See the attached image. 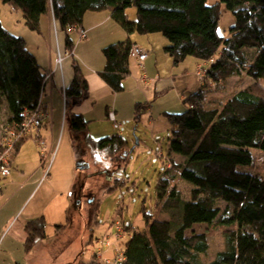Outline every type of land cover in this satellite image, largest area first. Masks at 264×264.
Returning a JSON list of instances; mask_svg holds the SVG:
<instances>
[{
    "label": "trees",
    "instance_id": "trees-1",
    "mask_svg": "<svg viewBox=\"0 0 264 264\" xmlns=\"http://www.w3.org/2000/svg\"><path fill=\"white\" fill-rule=\"evenodd\" d=\"M0 2L20 10L31 29L38 28L48 6V0ZM220 6L234 18L225 35L217 30ZM129 7L135 8L134 16ZM51 8L67 49L74 44L68 25H80L86 11L108 9L128 34L161 33L173 63L191 56L200 66V85L183 95L185 109L164 113L168 135L165 152L160 151L164 158L154 168V203L140 205L141 227L123 223L129 236L122 264H264V169L258 161L264 158V0H51ZM132 44L127 37L102 49L105 64L99 75L114 91L123 88L130 72ZM73 70L64 89L65 117L78 132L90 119L72 111L86 87L75 61ZM45 76L25 38L0 17V136L5 124L20 132L24 110L40 104ZM236 76H245L249 84L215 94L226 93V81ZM151 102L135 103L136 121ZM84 143L115 162L113 181L124 180L138 144L118 132L98 138L88 134ZM43 224L42 217L26 222L27 250L42 237ZM199 224L225 228L223 247L210 260H203L209 246L206 233L194 228Z\"/></svg>",
    "mask_w": 264,
    "mask_h": 264
},
{
    "label": "rangeland",
    "instance_id": "rangeland-1",
    "mask_svg": "<svg viewBox=\"0 0 264 264\" xmlns=\"http://www.w3.org/2000/svg\"><path fill=\"white\" fill-rule=\"evenodd\" d=\"M49 1L51 4V0ZM209 1L212 2L213 0ZM5 6L8 5L0 2L1 22L11 32H14L5 16ZM220 7L221 14L217 23V30L219 33L225 35L228 32V28L233 24L234 18L230 11L225 10L222 6ZM127 10L134 11L135 8L129 7ZM10 19H12V15H10ZM105 26L106 25H103L100 29H104ZM14 29L15 33L22 35L29 41V43L32 41V36H37L36 30L29 28L27 25H23L22 30H20L21 32H16L17 28ZM24 30H27L28 33L26 34V32H22ZM131 35L141 36L145 42L148 41L146 36L151 35L149 41L159 51L160 56L158 57V66L155 67L152 65V74H147L149 76L148 80H157L159 77L161 80H164V78L168 76L172 77L174 76V73H180L182 71V68L185 65L184 60L188 58L194 59L193 57L188 56L179 63H173L172 58L164 51L163 46L165 39L159 32L146 34L131 32L130 36ZM71 37L75 45L80 41H83L79 40L78 36L74 33ZM95 45L96 43L89 51V58L87 60L77 54L74 56V60L78 66H80L81 72H84V70L93 71V69L97 67V55L99 56L100 54L103 56V51H98V49L95 48ZM142 48L147 49L150 52L149 48L143 46ZM64 52L65 51H63V53ZM62 60L63 57L60 61L59 59L57 61L61 62ZM150 60H153V58L151 57ZM195 69L196 64L194 65V71ZM195 73L197 76L199 75L197 71H195ZM92 74L93 75L91 76H96L94 73ZM199 77V80H201L200 75ZM90 79L91 78H89V82ZM199 80L198 85H200ZM174 81L175 80H173V82ZM126 82H132V85L129 86V84H126V86H124V80H122L123 88L119 91H113L110 89V95L112 93L113 97L109 98L115 101L114 95L118 94L116 101L121 106V114L123 117H120L118 114L117 123L120 122L122 127L113 131L110 130L111 132L97 131L94 134L95 136H92L98 138L118 132L128 138L131 143L135 142L133 139L136 137L139 138L140 142L135 151L131 154L126 170L124 169L125 173L122 174L124 180H122L123 178L121 177V180L113 181V178L118 176L117 173L115 174L118 166L113 160H108L107 157H105L106 154L104 152L95 153V151L89 148L86 149L83 153V156L85 157L83 161L89 163L88 168H69L66 163H61L55 174L58 178L54 180L52 189L60 188L69 177L74 180L73 174H75L73 191L71 192V195L68 194L70 195L69 205L65 206L64 203H59L54 200V203L59 208L52 206L51 214L47 216V233L35 241L28 250L24 245L26 232L23 229V222L21 224V218L16 221L19 213L17 212L16 218L11 220L7 227L4 228L2 234H0V264H16L17 262L21 264H100L104 260L108 261L109 264H114L115 261H120L122 259L123 246L129 233L126 236L125 231L121 230L124 231V234H121L115 240L113 237L115 227L118 223L120 225V222H130L136 225V227H141L143 225V219L139 212V207L142 203H145L147 207L152 206L154 203V183L156 178L154 168L155 165H158L160 160L164 158L160 151L162 149V151L165 152V140L168 135L166 117L162 115H159V118L154 121V124L156 125L155 132H153L152 129L153 123L151 124L149 121V113H141L139 116L140 118L136 121L134 118V110H136L135 103L145 101L146 98L142 93L141 95L139 93V97L137 96L138 91L136 88L139 87L134 85L135 83L131 81L130 77H126ZM90 83H92V80ZM226 83L227 92H216L215 94L217 96H224L225 94L233 92L237 87L248 85L249 79L245 76H236L228 79ZM92 85L94 86L95 84L92 83ZM177 85L179 86L178 80ZM208 88H211L212 90L214 89L210 86ZM173 91L175 90L171 87L166 88L163 91V94H168L167 96L174 94L178 97V94ZM106 93L108 92L100 89L101 95ZM152 93V95H157L156 98L162 96V93H154V91H152ZM152 95L150 99L155 100L156 98L154 99V96ZM173 102L182 105L183 110L185 109L183 107H186L185 104L183 106L180 99L178 101H175L174 98H169L166 101L157 99L153 109L154 114H158L159 109H163L166 104ZM105 103L106 101L104 100L103 102H100L99 106L94 107L92 113L96 115V118L92 123L90 122L92 127H99L107 124L106 120H108V118L104 111ZM170 106L169 109L179 107V105L175 104H171ZM62 111L63 107L61 108V114ZM147 111L149 110L147 109ZM35 144V141H28L23 144L26 146L25 149L27 153L23 157L24 160L27 161L29 165L31 159L34 158L35 162L36 156L39 164L43 161L47 166L51 160V152H47V156L43 158L41 150L37 147V144ZM263 160L264 158L259 156L258 161L261 162L262 170L264 169ZM47 170L48 169H46V171ZM111 172H113V174H111ZM110 185H112L114 189L108 190ZM2 188L3 184L0 187V193ZM179 188H182L185 191L187 186L181 182ZM23 191L24 189L17 194H22ZM73 194L75 195L73 196ZM47 197H49V194H47ZM13 202H16L15 199H13ZM12 204L13 203L7 208L4 207L0 211V217H2V221L0 222V232L3 229L2 223L5 221V216L8 215V210L10 211ZM50 224H52L53 227H51ZM43 225H45V223ZM194 228L196 231H203L206 233L209 247L203 260H210L214 254L223 247L224 239L222 234L225 228L214 224H199ZM26 252L29 254L28 257L25 256Z\"/></svg>",
    "mask_w": 264,
    "mask_h": 264
},
{
    "label": "crops",
    "instance_id": "crops-1",
    "mask_svg": "<svg viewBox=\"0 0 264 264\" xmlns=\"http://www.w3.org/2000/svg\"><path fill=\"white\" fill-rule=\"evenodd\" d=\"M7 5L8 6H5V16L11 28H13V33H15L14 28H17L16 32H21L20 30H22L23 25L25 26V23L20 10L12 8L9 4ZM128 13L130 16H134V11H128ZM10 15H12V19H10ZM103 25L106 26L101 30L100 27ZM80 26L86 31V38L83 39V41H80L77 45L74 43L71 48V54H66L64 56L63 51L66 50L64 45V32L59 28V25L54 18L50 1L48 0L47 9L40 15L38 28L35 29L37 36H32L31 43L25 39L28 49L34 52L33 54L37 62L47 75L41 93V109L47 113V116L42 121L39 133L46 141L47 152H51V160L46 166L43 161L39 164L38 159L35 156V162L33 158L28 165L27 161L23 158L27 154L25 149L26 144H23L28 141L33 142L34 140H31L33 139L31 137L21 140V142L15 147L11 161V171L6 180H4L3 188L0 193V211L4 207L7 208L11 203L13 204L10 211L8 210V215L5 216V221L2 223L3 229L0 234H2L8 223L16 218V214L19 212L16 221L21 218L23 229L27 221L36 217H42L45 225L40 229V232L45 235L48 229L47 216L51 214L52 206L58 207L54 203V200L59 203H64L65 206H67L70 203L69 196L73 191L75 174H73L74 180L69 177L60 188L52 189L54 180L58 178L55 174L59 169L60 164L66 163L69 168H78V163L85 159L81 149L85 151L88 149L84 143L85 137L88 134L95 136L94 134L97 131L111 132L110 130L113 131L122 127H118L117 125L118 114L120 117H123L121 114V106L116 101L118 94L114 95L115 101L109 99L113 97L112 93L110 95L111 88L99 75V71L105 64V57L100 54L99 56L97 55V67L94 68L93 71L84 70V72H81L79 66V73L86 80V87L82 89V97H79L77 101H74L75 104L72 107V111L83 114L90 119L89 123H92L96 118V115L92 113L94 107L99 106L100 102L105 100L104 111L108 118V120H106L107 124L99 127H92L91 123H88L87 129L75 132L71 129L69 119L65 117L63 111L61 114V108H65L64 89L69 86L73 78V61H75L74 56L76 54L87 60L89 58V51L95 43V48L98 49V51H102L106 45L127 37L133 44L150 49V52L148 51L149 55L143 64L145 73L143 72V68H139L135 62L130 60V72L123 78V80L124 86H126V84H129L130 86L132 85V82H126V77H130L131 81L135 83L134 85L139 87L136 88L138 91L137 96L139 97V93L140 95L141 93L144 94L146 98L145 101H151L150 98L153 94L152 91H154V93H162L160 98H156L157 95H152L154 96V99H156L152 100L151 105L147 107L149 111L146 109L147 112L143 113H149V121L151 124L153 123V132L156 130L154 121L159 118V115L164 116L165 112H176L182 109V105L173 102L166 104L163 109H159L158 114H154L153 109L157 99L166 101L169 98H174L175 101L180 99V102H182L185 93L193 92L199 86L198 80L200 77L195 73L197 69L194 71L195 60L190 58L184 60L185 65L180 73H174V76H168L164 78V80H161L160 77L157 80H148L149 76L147 74H152V65L155 67L158 66V57L160 56L158 49L149 41L151 35L146 36V39H148L147 42H145L141 36H130L121 25L113 20L108 9L86 11L83 14ZM22 32H26V34L28 33L27 30ZM70 33L71 35L74 33L77 36L75 31H70ZM59 56H61V58L63 57V60L60 63L57 62ZM151 57L153 60H150ZM92 73L96 76H91L93 75ZM142 73H144L146 79L141 78ZM89 78H91L90 82L92 80V83L95 84L94 86L89 82ZM173 80L175 81L173 82ZM177 80L179 86L177 85ZM170 87L175 90L173 92L178 94V97L174 94L169 96H167L168 94H163V91ZM100 89L105 90L108 93L101 95ZM171 104L179 105V107L169 109ZM109 113H113L116 121L110 120ZM46 169L48 170L46 171ZM23 189L24 191L22 194H17ZM47 194H49V197H47ZM74 195L75 194H73V196ZM13 199H15L16 202H13ZM1 221L2 217H0V222ZM50 226L53 227L52 224H50ZM25 256H29L28 252H26ZM16 264L21 263L17 262Z\"/></svg>",
    "mask_w": 264,
    "mask_h": 264
},
{
    "label": "built area",
    "instance_id": "built-area-1",
    "mask_svg": "<svg viewBox=\"0 0 264 264\" xmlns=\"http://www.w3.org/2000/svg\"><path fill=\"white\" fill-rule=\"evenodd\" d=\"M67 29L69 31H75L77 33L78 39L83 40L86 38V31L77 24H72L68 25ZM72 48V47H71ZM71 48L65 50L64 56L66 54H71ZM149 52L148 50L142 48L141 46L137 44H132L131 48L129 50V58L133 62L136 63V65L139 68H143V64L145 59L148 57ZM59 61L61 60V56H59ZM57 61L58 63H60ZM198 74L201 72L200 66L196 68ZM201 76V75H200ZM47 78V75L45 76V79ZM142 79H146V76L144 73L141 74ZM45 83V82H44ZM109 118L111 120H115V117L113 113H109ZM47 116V113L41 109V103L38 105V107L34 110H24L23 112V119L21 122V130L20 132H17L13 129H11L8 125L5 124V131L2 132L0 136V187L3 184L4 180L9 176L10 171H11V161L14 155V150L15 146L17 144V141L20 138H27L31 137L33 140L36 142L37 147L41 150L43 158L47 156V151H46V143L42 136L39 133V128L42 124V121L44 118ZM118 127H121V123H117ZM2 128V127H1ZM116 225L115 227V233L113 235L114 239L116 240L118 236L121 234H125L126 236L128 235L127 230L125 229L124 222H120ZM124 230V231H121ZM123 262V257L120 261H115L114 264H122ZM100 264H109L108 261H103Z\"/></svg>",
    "mask_w": 264,
    "mask_h": 264
},
{
    "label": "water",
    "instance_id": "water-1",
    "mask_svg": "<svg viewBox=\"0 0 264 264\" xmlns=\"http://www.w3.org/2000/svg\"><path fill=\"white\" fill-rule=\"evenodd\" d=\"M138 139L137 138H135V143L134 144H138ZM132 148H133V146H132ZM89 167V165H88V163H86V162H84V161H80L79 163H78V168H80V169H83V168H88Z\"/></svg>",
    "mask_w": 264,
    "mask_h": 264
},
{
    "label": "bare ground",
    "instance_id": "bare-ground-1",
    "mask_svg": "<svg viewBox=\"0 0 264 264\" xmlns=\"http://www.w3.org/2000/svg\"><path fill=\"white\" fill-rule=\"evenodd\" d=\"M63 114L65 115V108L63 109Z\"/></svg>",
    "mask_w": 264,
    "mask_h": 264
},
{
    "label": "flooded vegetation",
    "instance_id": "flooded-vegetation-1",
    "mask_svg": "<svg viewBox=\"0 0 264 264\" xmlns=\"http://www.w3.org/2000/svg\"><path fill=\"white\" fill-rule=\"evenodd\" d=\"M111 174H113V173L111 172Z\"/></svg>",
    "mask_w": 264,
    "mask_h": 264
}]
</instances>
